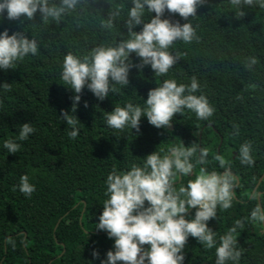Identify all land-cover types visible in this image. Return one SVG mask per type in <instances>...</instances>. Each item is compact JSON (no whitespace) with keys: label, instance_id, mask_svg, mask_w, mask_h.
Masks as SVG:
<instances>
[{"label":"trees","instance_id":"16d2710c","mask_svg":"<svg viewBox=\"0 0 264 264\" xmlns=\"http://www.w3.org/2000/svg\"><path fill=\"white\" fill-rule=\"evenodd\" d=\"M120 2L96 0L81 13L79 26L71 17L60 25H31L40 23L39 13L23 24L0 18V31L24 30L40 41L36 56L25 57L14 70L0 69V84H11V91L0 89V264H100L91 256L92 249L104 259L113 245L105 232L94 229L107 198L108 173L114 167L124 171L133 163L142 165L146 155L179 146L180 140L186 147L196 142L209 149V171H223L213 159L220 154L238 177L233 206L218 209L216 219L208 222L218 235L249 216L253 193L264 198V8L259 6H246V15L237 19L230 0H207L190 19L199 41L171 46L179 60L166 76H156L150 66L132 69L128 87L117 85L119 91L104 101L85 88L75 113L79 135L68 136L71 128L60 118L61 110L72 105V92L60 78L63 57L68 51L86 54L91 46L118 36L117 30L110 35L101 30L99 22L109 6ZM170 18L186 22L178 14ZM118 30L126 32L123 22ZM250 57L257 63L246 68ZM131 58L138 62L134 54ZM192 76L200 84L197 94L205 95L215 108L209 120H198L185 110L175 115L171 129H157L146 117L141 118L139 134L131 128L121 132L107 127L104 117L114 107H143L149 89L164 79L190 84ZM26 122L35 132L20 142L16 154L8 153L4 141L16 137ZM244 141L252 142V166L241 165L237 158ZM24 174L35 185L30 198L13 190ZM262 226L249 221L235 234L243 250L238 264H264ZM184 253V264H215V248L207 249L195 238L189 237Z\"/></svg>","mask_w":264,"mask_h":264},{"label":"clouds","instance_id":"9594fccd","mask_svg":"<svg viewBox=\"0 0 264 264\" xmlns=\"http://www.w3.org/2000/svg\"><path fill=\"white\" fill-rule=\"evenodd\" d=\"M94 3L96 0H0V18L23 24L34 21L39 13L40 23L31 25H60L71 17L79 26L81 13ZM206 4L207 0H123L109 6L107 15L100 17L99 27L109 35L117 30L119 35L108 43L91 46L86 54L68 51L63 57L60 78L72 92V105L68 111L61 110L60 118L71 128L68 136L75 139L79 135L80 122L75 113L85 88L97 100L104 101L110 93L119 91L117 85L128 87L132 69L142 71L150 66L156 76H166L179 60V54L170 51L171 46L178 41H199L190 19ZM230 4L236 9L237 19L246 15L242 10L246 6L264 8V0H230ZM176 14L186 22L170 18ZM121 22L126 32L118 30ZM137 26L139 31L134 30ZM39 48V39L29 38L26 31L9 34L5 28L0 31V69L14 70L25 57L36 56ZM133 54L138 62H133ZM256 63L257 59L250 57L245 67ZM0 89L11 91V84L2 83ZM199 92L196 76L191 77L190 84L164 79L159 86L149 89L143 107L127 103L107 112L106 125L121 132L125 128L135 129L139 134L141 118L146 117L157 129H171L175 115L185 110L194 113L198 120L207 121L215 108ZM84 107H88L86 101ZM34 132L31 123H23L18 135L5 140L3 148L16 154L21 149L20 142ZM208 157V148L196 142L186 147L180 140L179 146L160 148L146 155L142 165L133 163L124 171L114 167L105 180L107 198L94 228L105 232L113 245L104 259L98 250L92 249L93 259L100 264H184V249L192 237L207 249L215 248V264H238L243 250L235 234L249 221L264 224V198L253 193L250 199L254 205L249 216L235 220L226 232L218 235L208 222L216 219L218 209L226 211L233 206L238 177L220 154L213 159L223 171H209ZM237 158L241 165L254 164L251 141L240 144ZM189 176L193 178L180 183ZM17 188L28 198L36 190L27 174L20 176L13 190Z\"/></svg>","mask_w":264,"mask_h":264},{"label":"water","instance_id":"95a60500","mask_svg":"<svg viewBox=\"0 0 264 264\" xmlns=\"http://www.w3.org/2000/svg\"><path fill=\"white\" fill-rule=\"evenodd\" d=\"M219 141H220V138H219ZM263 174H264V172L262 173V175H263ZM262 175H260L259 179L261 178ZM259 179H258V180H259ZM253 189H254V188H253ZM253 189L251 190V192L253 191ZM256 194H259V192H256ZM248 196H250V195H248ZM262 229L264 230V227H263V226H262Z\"/></svg>","mask_w":264,"mask_h":264}]
</instances>
